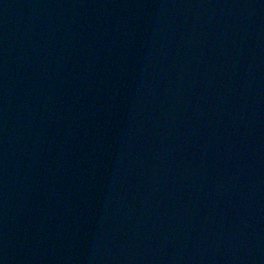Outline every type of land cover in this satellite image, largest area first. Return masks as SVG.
Returning <instances> with one entry per match:
<instances>
[{
    "label": "water",
    "instance_id": "1",
    "mask_svg": "<svg viewBox=\"0 0 264 264\" xmlns=\"http://www.w3.org/2000/svg\"><path fill=\"white\" fill-rule=\"evenodd\" d=\"M0 264H264V0H0Z\"/></svg>",
    "mask_w": 264,
    "mask_h": 264
}]
</instances>
